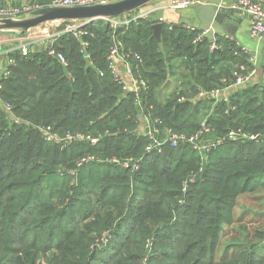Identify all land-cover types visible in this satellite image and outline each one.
Wrapping results in <instances>:
<instances>
[{
    "label": "trees",
    "instance_id": "16d2710c",
    "mask_svg": "<svg viewBox=\"0 0 264 264\" xmlns=\"http://www.w3.org/2000/svg\"><path fill=\"white\" fill-rule=\"evenodd\" d=\"M157 22L143 16L115 28L97 19L81 36L63 32L54 48L66 64L48 46L10 53L0 79V264H264V215L237 214L242 196L264 195L263 139H226L199 171L191 144L148 151L153 141L139 132L144 114L162 131L189 135L206 121L214 136L264 134V87L247 83L228 101L202 94L254 64L231 37L211 40L183 23L162 22L159 42ZM115 38L141 57L130 60L146 82L138 94L125 93L111 69ZM48 126L100 139L56 144L45 139ZM89 155L98 159L79 166ZM114 158L139 160V169Z\"/></svg>",
    "mask_w": 264,
    "mask_h": 264
},
{
    "label": "built area",
    "instance_id": "2783aa9c",
    "mask_svg": "<svg viewBox=\"0 0 264 264\" xmlns=\"http://www.w3.org/2000/svg\"><path fill=\"white\" fill-rule=\"evenodd\" d=\"M117 0H53L51 4L53 6H65V7H72V6H83V5H94L99 3H109L114 2ZM200 0H171L170 6L174 9H185L191 6H194L197 3H200ZM41 6L34 5V4H5L3 5V1L0 0V19L3 18H12V17H18L22 14L29 13L37 8H40ZM219 7L222 8L223 4H219ZM232 9L238 10L246 15L249 16V24H250V34L252 37L257 38L261 37L264 34V4L261 0H237L232 5ZM146 16L145 14H135L132 15L131 13L119 16V17H106L103 20L109 22L112 24L115 28L119 26H125L128 25L131 21L136 20L139 17ZM90 21H83L81 24H77V21H73L70 24L66 25L65 29L55 34V37L53 41L48 45L49 54L55 55L58 57V59L66 64V58L61 53L58 52L54 48V43L57 40V38L66 31H72L75 33L76 36H81L83 34H86L87 32L83 31L81 29V26L88 23ZM61 23V22H56ZM209 30L203 31L201 36H206L208 34ZM84 47H87L88 43L83 42ZM239 45V44H238ZM217 47L215 41L212 43V49H215ZM241 47L242 51L247 52L248 50L243 45H239ZM19 49L21 50L23 55H28L32 51H35L28 45L20 46ZM11 52H9L10 54ZM132 57L134 59H141L140 55L137 53L132 54L131 52H126L124 50V45L121 40L118 38H115L114 44L110 48L108 59L110 61L111 69L116 77V79H123L125 82V91H135L137 94L139 93V90L141 88V85L146 86V82L141 80L140 82L138 79H135L133 77L132 69H131V59ZM249 60L254 63V59L252 56H250ZM118 62H122L125 69L122 71L118 65ZM13 63L12 58L9 60V65ZM242 70L244 69V66L242 67ZM9 69L6 70L4 76L9 74ZM254 74V69L251 71H248L245 74H238L237 80L235 84H232L228 86L225 89H232V88H239L244 87V85L247 84L252 78ZM124 76L127 77V81L125 80ZM1 88V83H0ZM225 89H217L213 91L212 93H202L203 96H213L221 100L228 101L229 96L228 95H221L222 90ZM141 103V102H139ZM0 107L4 108V103L0 100ZM7 110L11 109V106L7 104L6 106ZM142 124L144 125V128L141 130L142 134L147 136L149 139H151L153 142L150 143V145L147 147L148 151H151L152 149H159L161 150L162 146L165 143H170L172 145H178L179 143H189L192 145L193 149L198 153V155L201 158V167L200 170H202V167L205 163L209 160L210 152L217 147L218 145L222 144L226 139L231 140H262L264 141V134H247L243 132L242 129L239 130H231L228 132L225 136H214L212 130L207 124L206 121L202 122L201 128L193 133V134H186V133H180L175 132L172 129H166L162 131L159 127H157L154 122H152V119L148 115H144L141 118ZM159 120L157 119L156 122ZM45 139L50 142H54L56 144H66L70 141H74L76 139H86L92 144H96L100 137L87 135L83 136L82 134L78 133L76 135H73L71 133L66 134L64 137L58 135L57 133H54L51 129V127H46L43 129ZM96 158L93 155L86 156L80 160L78 165H82L83 163L90 162L93 160H96ZM111 161H114L116 163H121L123 166L127 168H131L132 170L139 169V160L133 161V159H126V160H118L116 158L112 159ZM197 176V173H193L185 182L183 185V191H187V188L191 182L195 180Z\"/></svg>",
    "mask_w": 264,
    "mask_h": 264
},
{
    "label": "crops",
    "instance_id": "0c3cea01",
    "mask_svg": "<svg viewBox=\"0 0 264 264\" xmlns=\"http://www.w3.org/2000/svg\"><path fill=\"white\" fill-rule=\"evenodd\" d=\"M42 0H4L5 4H34L38 5ZM200 3L185 9H174L170 6V0H162L156 6H152L141 14L151 16L160 22L168 23H183L185 26L197 28L201 31L209 30L208 36L211 40H215L216 35L225 34L236 40L237 44L247 48L248 53L254 59V74L251 80L247 83L264 87V34L261 37L254 38L250 34L249 16L232 9V5L237 0H200ZM264 4V0H261ZM223 4L220 8L219 4ZM233 12L232 23L225 20L223 24L219 23L216 18L218 13ZM139 13V12H138ZM0 51V79L4 76L9 67L10 54L9 52ZM120 69H125L122 62H118ZM127 81V77L124 76ZM172 81L168 86L173 84ZM175 84V82H174ZM247 85V84H246ZM244 85V86H246ZM242 88V87H239ZM237 88L222 90L221 95H228Z\"/></svg>",
    "mask_w": 264,
    "mask_h": 264
},
{
    "label": "water",
    "instance_id": "95a60500",
    "mask_svg": "<svg viewBox=\"0 0 264 264\" xmlns=\"http://www.w3.org/2000/svg\"><path fill=\"white\" fill-rule=\"evenodd\" d=\"M154 0H117L109 3H99L83 6H42L21 17L0 19L1 31H14L24 36L30 29L49 22L64 21H93L106 17H119L133 12ZM179 10V9H178ZM181 10V9H180ZM233 12L218 13L216 20L223 24L224 21L232 23ZM154 37L161 41L162 22L153 24ZM127 93V91H125ZM205 97V96H204Z\"/></svg>",
    "mask_w": 264,
    "mask_h": 264
},
{
    "label": "rangeland",
    "instance_id": "374dc122",
    "mask_svg": "<svg viewBox=\"0 0 264 264\" xmlns=\"http://www.w3.org/2000/svg\"><path fill=\"white\" fill-rule=\"evenodd\" d=\"M160 1L162 0H154L153 2L139 8L140 10L135 12V14H138V12L141 14L142 11L149 9L152 6L158 5ZM25 14H22L18 17L25 16ZM135 14L134 12L132 13V15ZM82 22L83 21H77V24H81ZM60 24L61 23L56 22L44 23L42 25L30 29L24 36H21L18 32L14 31H1L0 51L3 52V55L5 52L8 53L18 50L19 47L23 45H28L35 51L45 49V47H47L53 41L55 34L61 31L59 29ZM174 87L175 84L173 82V84L164 88L160 92V95L162 97H166L170 94ZM140 125L141 129L139 132L142 133L141 130L144 128V125ZM244 212H249L250 216H258L262 214L264 215V195H262L261 193H254L242 196L240 198V203L237 208V214L241 215Z\"/></svg>",
    "mask_w": 264,
    "mask_h": 264
}]
</instances>
